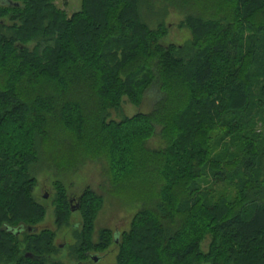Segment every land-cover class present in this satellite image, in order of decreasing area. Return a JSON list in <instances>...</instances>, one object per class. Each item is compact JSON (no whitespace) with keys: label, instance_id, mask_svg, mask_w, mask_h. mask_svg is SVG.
I'll use <instances>...</instances> for the list:
<instances>
[{"label":"trees","instance_id":"16d2710c","mask_svg":"<svg viewBox=\"0 0 264 264\" xmlns=\"http://www.w3.org/2000/svg\"><path fill=\"white\" fill-rule=\"evenodd\" d=\"M82 1L69 17L53 0H0V264H48L42 256L56 250L54 234L28 231L44 211L31 178L41 151L63 174L107 164V195L140 205L119 241L104 230L94 244L106 193L85 189L79 264H96L90 253L112 242L114 264H264L262 187L241 177L260 153L252 140L226 161L210 135L243 131L237 116L264 109V0H160L185 13V44H166V29L143 21L141 7L156 0ZM125 96L140 108L130 118ZM152 137L164 148L150 147ZM229 174L238 175V198L215 199L213 186ZM67 198L60 192V223Z\"/></svg>","mask_w":264,"mask_h":264},{"label":"rangeland","instance_id":"374dc122","mask_svg":"<svg viewBox=\"0 0 264 264\" xmlns=\"http://www.w3.org/2000/svg\"><path fill=\"white\" fill-rule=\"evenodd\" d=\"M53 1L54 5L64 11L69 17L82 10V0ZM141 15L143 21L147 22L151 29H166V44H185L193 39L191 31L181 26L185 21V13L168 3L156 0L153 9H150V6L143 5L141 7ZM7 21L10 23L8 18ZM155 99L156 95L152 91V93L148 94L142 110L149 111ZM122 106L124 115L128 118L135 116L140 111L139 106L130 101L127 96L123 98ZM237 117L241 124H247L243 131L238 129L235 133H231L218 129L211 132V142L214 146L217 145L215 155L224 156L226 161H237L246 151V143L253 140L260 153L257 167L249 174H243V171H241V177H251L261 185L262 192L259 193L258 197L261 200L260 203L264 204V109L254 104L248 113ZM112 119L120 121L122 117L112 112ZM148 145L157 149L165 146L163 140L157 137H152ZM43 158L41 151L38 162L31 165V178L35 183L33 198L44 210L42 218L34 226L39 227L38 235L43 233L54 234L55 252L42 256L48 264H79L81 261L80 245L82 237L88 230V219L84 210L73 212L70 205H68L63 222L60 223L58 221V196L60 192L65 191L68 197V204L69 201L74 199V206L85 189H90L98 195L106 193L105 202L96 216L92 229V241L94 244L101 240L100 236L104 230L111 233L113 241L116 235L121 233L123 235L125 231L129 230L132 219L140 209V205L120 203L113 199L112 196L107 195V193H110L111 187L106 177L107 169H109L107 164L90 161L81 166L76 172L63 174L55 169L48 168ZM229 176L228 180L213 186L215 199L224 197L233 201L238 198L240 185L234 179L238 175L236 174L233 177L232 174H229ZM46 194L49 195L48 198H44ZM17 240L21 242V249L24 252L27 246L25 241H29L28 235L24 233ZM211 242L212 238L210 235L204 238L200 244L204 252L209 251ZM118 250L117 245L112 242L108 249L99 252L92 251L90 254L99 257V260H101L96 264H114L117 260ZM26 256L35 257L31 253H26Z\"/></svg>","mask_w":264,"mask_h":264},{"label":"water","instance_id":"95a60500","mask_svg":"<svg viewBox=\"0 0 264 264\" xmlns=\"http://www.w3.org/2000/svg\"><path fill=\"white\" fill-rule=\"evenodd\" d=\"M48 196H49V195L46 194V195L44 196V198H48ZM70 203H71V210H72L73 212H75V211H77V210L80 209V203H79V202H77L75 206L72 204L71 201H70ZM38 229H39V227L30 226V227L28 228V231H29L30 233H36V232L39 231ZM19 232H21V231H19ZM116 241H119V235H116ZM93 259H94V261H95L96 263H97L98 261H100V260H99V257H96V256H93Z\"/></svg>","mask_w":264,"mask_h":264},{"label":"flooded vegetation","instance_id":"af4514ba","mask_svg":"<svg viewBox=\"0 0 264 264\" xmlns=\"http://www.w3.org/2000/svg\"><path fill=\"white\" fill-rule=\"evenodd\" d=\"M72 204H74V199L71 200Z\"/></svg>","mask_w":264,"mask_h":264}]
</instances>
